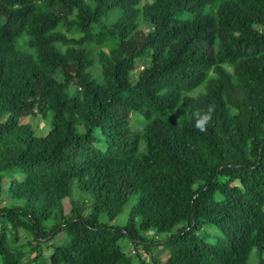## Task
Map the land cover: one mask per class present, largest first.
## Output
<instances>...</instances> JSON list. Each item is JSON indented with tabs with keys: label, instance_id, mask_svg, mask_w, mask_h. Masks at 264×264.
Listing matches in <instances>:
<instances>
[{
	"label": "trees",
	"instance_id": "obj_1",
	"mask_svg": "<svg viewBox=\"0 0 264 264\" xmlns=\"http://www.w3.org/2000/svg\"><path fill=\"white\" fill-rule=\"evenodd\" d=\"M258 25L264 0H0V264H264Z\"/></svg>",
	"mask_w": 264,
	"mask_h": 264
},
{
	"label": "rangeland",
	"instance_id": "obj_2",
	"mask_svg": "<svg viewBox=\"0 0 264 264\" xmlns=\"http://www.w3.org/2000/svg\"><path fill=\"white\" fill-rule=\"evenodd\" d=\"M151 1H153V0H142V4L145 3V2H151ZM140 28L146 29L147 25H145L144 22H141ZM257 28H259V30H261V31L264 30V27L261 26V25H258ZM24 40H25L24 38H21L19 40L20 47L23 50L32 51L30 48H28L26 46ZM97 49H98L97 47H94V46L92 47L93 56L95 58H97ZM143 66H144V61L143 60L139 61L138 64H137L136 70L132 73V79L133 80H135L138 77V75L141 72ZM93 70H94V73L96 75H98V76L100 75L101 70H100V67H99V65L97 63L95 64ZM133 118L135 119L134 115H133ZM25 120L30 121L33 124L34 128L36 129V132L40 133V134L46 133L47 130L49 129V127H50V122L48 120L43 119L41 116L36 115V114H33V115H30V116L26 117ZM1 200H2V205L7 204L9 202V199L4 197V196L1 197ZM73 200H74V202L82 201L85 204H89L90 203V200H89L88 196H86L83 192H81L76 186H74V189H73ZM131 203L130 204L128 203L126 205L124 211L118 217H116V219L114 220V223L122 224V223H124L126 221L127 213L129 211ZM71 206H72V203L70 201H65V208H66L67 211L71 208ZM152 232L153 231H150V233H152ZM166 237L167 236L165 234H160V235H156L155 236V238L157 240H159V241L160 240L163 241ZM24 240H25V238H23V241ZM164 245L165 244L163 243V244L160 245V247H156L155 246L154 249L151 251L152 254L153 253L156 254L159 250L163 251V255L158 257V259L160 261H164L165 258H166V255L169 252V249L165 248ZM124 248H125L126 251H131V249L134 248V247L132 246L131 243H127L124 246ZM140 249H142V251L144 250L143 248H140ZM151 258H152V256H151Z\"/></svg>",
	"mask_w": 264,
	"mask_h": 264
},
{
	"label": "clouds",
	"instance_id": "obj_3",
	"mask_svg": "<svg viewBox=\"0 0 264 264\" xmlns=\"http://www.w3.org/2000/svg\"><path fill=\"white\" fill-rule=\"evenodd\" d=\"M193 115L196 117L195 127L200 131L206 130L205 124L211 119V109H209L207 114L202 115L199 111H197Z\"/></svg>",
	"mask_w": 264,
	"mask_h": 264
},
{
	"label": "built area",
	"instance_id": "obj_4",
	"mask_svg": "<svg viewBox=\"0 0 264 264\" xmlns=\"http://www.w3.org/2000/svg\"><path fill=\"white\" fill-rule=\"evenodd\" d=\"M140 251L142 252L143 257H146L147 260H149V254L145 252L144 250L142 251V249ZM130 252L131 254H136V250L134 248H132Z\"/></svg>",
	"mask_w": 264,
	"mask_h": 264
}]
</instances>
